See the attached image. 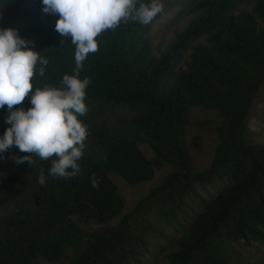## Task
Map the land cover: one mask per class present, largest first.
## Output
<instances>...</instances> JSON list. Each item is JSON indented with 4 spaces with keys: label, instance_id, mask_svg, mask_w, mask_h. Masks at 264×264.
<instances>
[{
    "label": "trees",
    "instance_id": "trees-1",
    "mask_svg": "<svg viewBox=\"0 0 264 264\" xmlns=\"http://www.w3.org/2000/svg\"><path fill=\"white\" fill-rule=\"evenodd\" d=\"M190 12L159 55L150 33L160 13L150 24L122 21L96 37L99 50L88 54L79 75L91 83L88 112L78 116L89 132L78 176L48 177L41 186L40 169L47 176L55 156L33 155L29 166L14 162L31 155L15 146L0 154V264H146L154 245L179 232L162 264H238L234 244L264 245V144L248 141L244 127L264 80V0H192ZM57 19L34 0L17 31L48 61L44 76L37 63L33 92L60 88L76 66V45L54 30ZM31 106L29 95L14 109ZM196 107L220 119L212 162L202 171L195 170L186 140ZM7 115L5 106L0 136L10 127ZM140 143L151 148L152 159ZM165 165L171 167L165 179L124 213L107 174L133 186ZM210 181L225 186L198 200V185Z\"/></svg>",
    "mask_w": 264,
    "mask_h": 264
},
{
    "label": "clouds",
    "instance_id": "clouds-1",
    "mask_svg": "<svg viewBox=\"0 0 264 264\" xmlns=\"http://www.w3.org/2000/svg\"><path fill=\"white\" fill-rule=\"evenodd\" d=\"M137 3L139 7L137 8ZM42 12L58 14L54 30L62 37H70L76 45L75 68L73 74H64L61 87L45 85L33 92L32 78L36 75L39 62V75L44 76L47 59L32 50V41L19 37L15 29H0V109L7 107L8 115L3 136H0V154L15 146L22 157H13L17 165H33V155L41 161H51L47 170L40 169L38 183L43 186L48 177L69 179L81 173L78 161L83 157L84 141L89 135L87 125L78 116L88 112L85 104L86 89L91 81L88 77L79 78L83 61L89 53L98 49V37L107 29L119 27L129 20L150 24L162 12L159 0L143 3L140 0H42ZM24 49V50H22ZM30 95L27 110L15 108ZM264 107V106H262ZM250 131H259L258 121L249 122ZM92 187H98L96 179Z\"/></svg>",
    "mask_w": 264,
    "mask_h": 264
},
{
    "label": "rangeland",
    "instance_id": "rangeland-1",
    "mask_svg": "<svg viewBox=\"0 0 264 264\" xmlns=\"http://www.w3.org/2000/svg\"><path fill=\"white\" fill-rule=\"evenodd\" d=\"M159 2L163 4V10L156 18L150 33L152 51L155 55H159L164 51L175 33L181 31L193 17L190 12L192 0H159ZM33 3L34 0H0V29H15L18 31L23 28L27 23L26 17L30 14ZM38 6L42 9V0H38ZM262 106H264V80L244 122L247 140L256 144H264V107ZM253 118L258 121L259 131L253 132L249 129V122ZM219 122L220 119L213 110L196 107L189 112L186 140L197 171L208 169L212 162L214 150L218 143L215 129ZM138 148L148 160L155 155L151 148L144 143L138 144ZM170 171L171 167L165 165L161 169L153 171L146 181L133 186L126 184L116 173L110 172L107 176L116 186L118 194L124 199V213H127L153 187L159 185ZM224 186L225 182L219 181H210L198 185L197 199L209 200L212 196L218 194ZM117 220L113 219L108 223L116 224ZM174 234L175 237L163 239L161 243L152 247L150 255L146 258V264H162L166 260V256L173 248V243L179 237L180 232ZM233 247L238 264H261L264 259V245L254 243L246 246L243 243H236Z\"/></svg>",
    "mask_w": 264,
    "mask_h": 264
}]
</instances>
